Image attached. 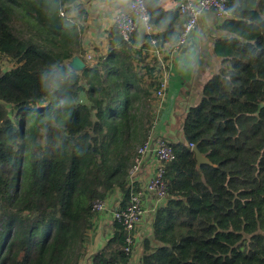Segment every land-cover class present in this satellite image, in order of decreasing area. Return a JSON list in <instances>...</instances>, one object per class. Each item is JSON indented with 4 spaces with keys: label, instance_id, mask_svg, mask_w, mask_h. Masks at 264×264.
<instances>
[{
    "label": "trees",
    "instance_id": "obj_1",
    "mask_svg": "<svg viewBox=\"0 0 264 264\" xmlns=\"http://www.w3.org/2000/svg\"><path fill=\"white\" fill-rule=\"evenodd\" d=\"M160 1L145 0L158 34L137 48L114 26L107 56L76 71L60 108L39 75L86 55L85 4L0 0V264H133L136 242L127 253L131 233L118 221L86 255L94 203L119 191L123 209L139 189L132 170L157 125L164 71L148 51L178 41L179 12ZM229 7L213 46L220 63L184 114V142L167 140L176 157L139 264H264V0ZM192 144L212 165L198 168Z\"/></svg>",
    "mask_w": 264,
    "mask_h": 264
},
{
    "label": "crops",
    "instance_id": "obj_2",
    "mask_svg": "<svg viewBox=\"0 0 264 264\" xmlns=\"http://www.w3.org/2000/svg\"><path fill=\"white\" fill-rule=\"evenodd\" d=\"M88 11L86 29L84 34V48L86 55L80 58L85 64L87 59L97 61L107 56L110 51L111 32L116 25L115 18L118 13L133 15L130 8L132 0H82ZM185 2V0H183ZM160 7L166 12H175L178 10L179 18L175 25L178 41L175 43H165L160 48L151 47L149 49L150 58H158L161 65L168 62L162 55H168L178 44L187 17L180 14L182 0H161ZM233 15L228 17H219L215 10H205L199 16L198 26L192 33L190 43L183 48L179 54L175 55L174 61L169 64L172 66L169 87L166 91V97L162 103L158 104L159 118L157 121L154 135L156 138L176 141L183 137L181 124L184 114L190 107L199 104L201 91L204 84L216 72L220 63L214 53V41L225 35L221 30L223 22L233 19ZM141 25V24H140ZM139 25V27H140ZM154 36L158 30L154 28ZM136 35V47L141 48L147 43L148 33L140 28ZM73 59L68 64L76 71H81V67ZM150 60V59H149ZM157 170V162L151 155L147 156L142 165V170L135 178L138 187L146 185L154 176ZM111 200V209L105 213L98 214L97 231L91 241L87 258H91L96 252L105 245L107 240L113 237L110 229L113 220V212L119 210L121 194L116 192L109 198ZM163 203V200L157 198L155 194H148L144 202L147 214L136 230L135 254L133 264H139L142 256V239L152 234V220L157 208ZM81 264H91V260L82 261Z\"/></svg>",
    "mask_w": 264,
    "mask_h": 264
},
{
    "label": "built area",
    "instance_id": "obj_3",
    "mask_svg": "<svg viewBox=\"0 0 264 264\" xmlns=\"http://www.w3.org/2000/svg\"><path fill=\"white\" fill-rule=\"evenodd\" d=\"M230 0H182V5L180 7V14L187 17V21L184 25L183 33L179 39L178 44L169 52L168 55H162L168 62H163L162 66L164 71L161 77L160 88L157 91L156 97L158 103L166 97V91L169 87V80L171 77V70L175 55L179 54L190 43V38L192 33L198 26L199 16L205 10H215L219 17H228L231 14V9L229 7ZM130 8L133 15L126 13H118L115 18V26L118 28L120 35L125 41H131L133 36L137 31L142 28L148 35H154V27L151 24V17L149 15L145 0H132L130 2ZM141 24V25H140ZM140 25V27H139ZM155 40L152 41L155 44ZM90 60V58H89ZM156 124V123H155ZM154 129L145 142V144L138 150V155L135 159V165L132 170V183L136 184L135 178L142 170V165L147 156L151 155L156 159L157 170L153 178L141 188L135 191L131 195V199L126 208L119 209L113 212V220L121 223L131 236L127 238L128 247L126 248L127 253H131L130 245L133 243V238L135 240L136 230L138 226L143 221L147 214L144 202L148 194H155L157 198L165 199V165L173 161L176 157L173 147L164 138H156L154 135ZM195 145H190L193 149ZM111 200H101L94 203V211L98 214H102L111 209ZM131 264V263H127Z\"/></svg>",
    "mask_w": 264,
    "mask_h": 264
},
{
    "label": "clouds",
    "instance_id": "obj_4",
    "mask_svg": "<svg viewBox=\"0 0 264 264\" xmlns=\"http://www.w3.org/2000/svg\"><path fill=\"white\" fill-rule=\"evenodd\" d=\"M75 76V69L53 64L41 69L39 80L43 91L55 99L57 107L62 108L72 103L69 89Z\"/></svg>",
    "mask_w": 264,
    "mask_h": 264
},
{
    "label": "water",
    "instance_id": "obj_5",
    "mask_svg": "<svg viewBox=\"0 0 264 264\" xmlns=\"http://www.w3.org/2000/svg\"><path fill=\"white\" fill-rule=\"evenodd\" d=\"M76 59V64L79 65L81 67V69H83L86 64L80 59V57H75ZM74 58V59H75ZM72 61V60H71ZM70 66V65H69ZM71 67V66H70ZM72 68V67H71ZM180 141L183 143L184 142V138L182 137L180 139ZM192 151L195 153L196 156V160H197V164H198V168L200 169L203 165H212V162L206 158L198 149L197 146L193 147Z\"/></svg>",
    "mask_w": 264,
    "mask_h": 264
},
{
    "label": "rangeland",
    "instance_id": "obj_6",
    "mask_svg": "<svg viewBox=\"0 0 264 264\" xmlns=\"http://www.w3.org/2000/svg\"><path fill=\"white\" fill-rule=\"evenodd\" d=\"M1 64H2L3 70H8V69H10L12 67L11 64H9V63H7L6 61H3V60L1 61ZM157 118H159V116Z\"/></svg>",
    "mask_w": 264,
    "mask_h": 264
}]
</instances>
